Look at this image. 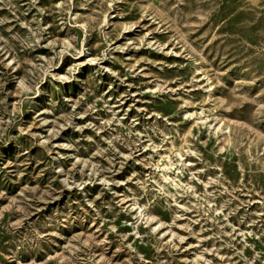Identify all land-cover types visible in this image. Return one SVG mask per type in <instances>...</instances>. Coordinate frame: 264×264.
Instances as JSON below:
<instances>
[{"label":"rangeland","instance_id":"374dc122","mask_svg":"<svg viewBox=\"0 0 264 264\" xmlns=\"http://www.w3.org/2000/svg\"><path fill=\"white\" fill-rule=\"evenodd\" d=\"M0 264H264V0H0Z\"/></svg>","mask_w":264,"mask_h":264}]
</instances>
